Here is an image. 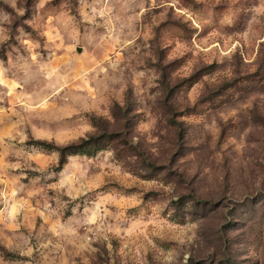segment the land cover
I'll list each match as a JSON object with an SVG mask.
<instances>
[{"label":"rangeland","instance_id":"1","mask_svg":"<svg viewBox=\"0 0 264 264\" xmlns=\"http://www.w3.org/2000/svg\"><path fill=\"white\" fill-rule=\"evenodd\" d=\"M0 264H264V0H0Z\"/></svg>","mask_w":264,"mask_h":264},{"label":"trees","instance_id":"2","mask_svg":"<svg viewBox=\"0 0 264 264\" xmlns=\"http://www.w3.org/2000/svg\"><path fill=\"white\" fill-rule=\"evenodd\" d=\"M131 112L130 103H127L125 107L115 104L113 115L114 119H120L126 117ZM93 126L95 127L97 134L83 139L77 144H71L64 147H58L51 143L40 142L39 145L46 150H55L59 153V165L64 166L67 163V159L74 155H89L92 156L97 152L108 150L111 144L114 143L116 134L111 131V123L103 118L93 116L91 117Z\"/></svg>","mask_w":264,"mask_h":264}]
</instances>
